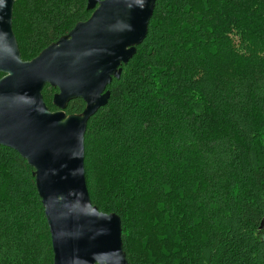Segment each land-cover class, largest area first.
Instances as JSON below:
<instances>
[{"label": "trees", "instance_id": "trees-1", "mask_svg": "<svg viewBox=\"0 0 264 264\" xmlns=\"http://www.w3.org/2000/svg\"><path fill=\"white\" fill-rule=\"evenodd\" d=\"M87 2L18 0L22 59L88 21ZM122 69L85 150L92 204L121 218L129 264H264V0H157ZM57 93L43 92L52 112ZM33 173L0 145V264H54Z\"/></svg>", "mask_w": 264, "mask_h": 264}, {"label": "water", "instance_id": "water-1", "mask_svg": "<svg viewBox=\"0 0 264 264\" xmlns=\"http://www.w3.org/2000/svg\"><path fill=\"white\" fill-rule=\"evenodd\" d=\"M18 0H0V145L34 170L50 229L54 264H129L122 221L92 204L85 137L147 38L157 0H88L90 19L32 61H24L13 31ZM58 89L51 112L45 88ZM82 100L81 115L64 112Z\"/></svg>", "mask_w": 264, "mask_h": 264}, {"label": "flooded vegetation", "instance_id": "flooded-vegetation-1", "mask_svg": "<svg viewBox=\"0 0 264 264\" xmlns=\"http://www.w3.org/2000/svg\"><path fill=\"white\" fill-rule=\"evenodd\" d=\"M48 106V105H47ZM54 106V105H53ZM55 107V106H54ZM49 108V107H48ZM56 108V107H55ZM57 109V108H56ZM51 111V110H50ZM58 111V109L56 110V111H53V112H57ZM52 112V111H51Z\"/></svg>", "mask_w": 264, "mask_h": 264}]
</instances>
